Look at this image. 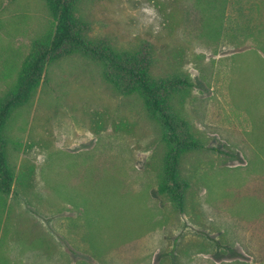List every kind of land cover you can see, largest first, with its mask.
I'll return each mask as SVG.
<instances>
[{
  "label": "rangeland",
  "instance_id": "374dc122",
  "mask_svg": "<svg viewBox=\"0 0 264 264\" xmlns=\"http://www.w3.org/2000/svg\"><path fill=\"white\" fill-rule=\"evenodd\" d=\"M196 1L77 7L93 38L147 40L154 77L191 81L169 101L202 144L180 160L184 210L158 191L165 127L74 51L4 128L15 179L0 193V264H264V0H216L214 16ZM55 26L46 0H0V98Z\"/></svg>",
  "mask_w": 264,
  "mask_h": 264
},
{
  "label": "trees",
  "instance_id": "16d2710c",
  "mask_svg": "<svg viewBox=\"0 0 264 264\" xmlns=\"http://www.w3.org/2000/svg\"><path fill=\"white\" fill-rule=\"evenodd\" d=\"M46 1L56 20L54 33L35 41L18 73L17 82L0 98V193L10 195L13 192L15 177L8 163L7 140L4 137V128L13 111L31 102L45 78L48 64L80 51L105 65V76L119 93H139L149 112L165 127L169 149L158 191L167 195L174 207L182 212L189 184L180 175V160L186 149L202 144L196 140L188 123L171 111L169 101L173 93L192 86L191 81L187 76L180 75L154 77L153 45L147 40L128 49L118 47L105 38H93L89 23L77 15V7L82 0ZM205 6L203 12L206 15H213L215 10L220 12L222 9L216 0H207Z\"/></svg>",
  "mask_w": 264,
  "mask_h": 264
}]
</instances>
